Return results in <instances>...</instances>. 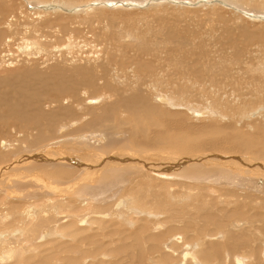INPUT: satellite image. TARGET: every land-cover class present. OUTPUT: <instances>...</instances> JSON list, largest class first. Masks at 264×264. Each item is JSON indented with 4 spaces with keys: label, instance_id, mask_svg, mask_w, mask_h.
Returning <instances> with one entry per match:
<instances>
[{
    "label": "bare ground",
    "instance_id": "bare-ground-1",
    "mask_svg": "<svg viewBox=\"0 0 264 264\" xmlns=\"http://www.w3.org/2000/svg\"><path fill=\"white\" fill-rule=\"evenodd\" d=\"M162 1L152 0L155 4ZM195 1L197 3L194 2V4L198 5L209 4L204 21H211L212 25L215 20L218 22L219 19L215 16L220 18V9L224 7L231 9V13L240 12L237 15L238 18L242 19L245 14L249 20L260 21L264 25V16H262L264 0ZM181 4L189 5L188 2H181ZM147 5V0H0V15L5 11V6L16 10L0 17V66L6 64L10 59L8 57H13L15 52L28 56L32 52L47 50L35 35L38 28L41 26L55 28L61 24L63 27L61 28L66 30V27L69 28V21L65 16L74 12L79 16V10H76L78 8H83L86 12L97 11L100 14L97 18H108L111 23L109 29L108 27L94 28L93 31H99L98 39L111 40L114 45L120 47L130 34L117 29L120 27L116 23L118 15L110 14L109 8L119 7V9L129 10L135 7L144 8ZM184 8L189 11L191 7ZM52 9L57 10L49 13ZM19 13L23 15V20ZM48 14H58L57 21L50 18L43 21ZM126 18L132 20L134 17L128 14ZM231 20L227 19L228 25ZM63 22H67L66 26ZM211 24L208 29H215L216 27ZM134 25L135 22L130 25L131 31ZM228 25H224L228 31L226 38L233 42V33L230 34L229 31L232 26ZM244 27L247 28V26ZM263 29L260 27L256 31L245 29L242 34L245 38H243L253 43L259 42L262 38L264 40ZM136 32L133 31L135 38H143L142 33L136 34ZM174 32H171V37L174 36ZM16 35L23 36L20 37L21 43L16 47L18 50L11 48ZM200 35L203 33L201 32ZM64 46L66 44L61 43L53 48L63 53ZM72 46L74 45L69 37L67 50H70ZM137 48L141 53H149L148 55L153 52L144 40H140ZM107 51L110 50L106 49ZM239 51L237 55H241L242 52ZM108 57L110 62L121 66L127 64H130V67L134 66L135 75L149 74L154 70L151 60L146 61L142 57H132V59L124 51L122 56L110 51ZM101 63L104 61L102 60ZM203 65L205 67V64ZM128 67L127 65L126 70ZM108 68L109 66L103 64H91V66L76 67L72 71L61 68L58 72L45 75L33 70L35 68L32 67L28 68L30 69L28 70L29 78H26L23 73L18 75L19 80L22 77L25 81L38 79L43 86H49L51 82H54V86L50 88L53 91L51 98L63 95L73 97L76 91L80 92L81 89L86 88L85 94L92 91V95L87 97L88 99H83V102L89 101L86 105L83 103L85 106L70 104L60 108L64 106L61 104L59 110L43 112L42 105L39 106L41 103H38L37 106L33 105L31 113L34 115L31 116L21 108L22 102L8 104L6 93L0 89V104L6 103L11 107L8 113H0L2 114L0 125L7 126L13 119L12 122L17 121L19 128L23 129L35 124L38 127L36 129L39 130L34 136L30 133L28 137L12 139L8 134L5 139H0V146H5L4 151L0 150V164L14 160V154L18 152L16 145L26 147L28 144L26 148L41 145L37 147L38 149L32 150L35 156L40 157L45 156L44 153L51 149L59 148L57 145L60 142L67 143L68 139H71V144L72 139L76 142L80 138L90 139L91 153H94L96 149L94 154L98 157L89 159V157H83L84 155L70 154L71 146L74 145L72 144L69 148L70 153H67L66 149L67 161L62 157L58 160L63 161L52 160L48 155L51 160L43 159L46 162L52 161L53 163H50L52 167L42 162L39 163L42 164L41 166L34 167L41 169L45 176L37 173L38 177L27 174L17 177L16 172L15 174L13 172L12 175L17 177L14 180L27 187L20 186L23 188L22 193L15 194L13 190L10 189V191L2 182L0 183V264H124V257L127 255L133 260L125 264H157L155 262L170 264L174 259L178 260L179 264H228V261L232 264H264V235L250 236L253 228L259 229L253 225L252 219L260 215L264 220V212L252 213L247 207L248 200L256 203L257 196L253 194V191L259 194L260 200H264V133L252 128L253 130H246L245 136H242L238 131L244 129L236 126L238 122L236 125L233 122L236 116L240 115L243 120L251 112H259L260 116H264L263 112L258 111L260 108L258 105H264V81L260 80L261 76H264V60L256 67L260 69L258 73L260 77L250 79V90L255 93L256 96L253 95L257 98V102L252 100L254 97L240 104L228 102V99L224 101L223 96L217 93L218 90L208 88L209 93L214 92L211 95L214 106H211L209 102L210 108H196L195 103L192 106L193 99H184L186 90L184 86L175 96L170 94L165 97L161 92L152 94L154 90H157L154 83L147 85L151 90H144L148 88L145 87L146 84L141 78L135 85L126 83L122 85L117 75L107 76ZM184 68L183 66L180 70ZM249 69L253 70V68ZM55 76L62 78V80L58 78L61 83ZM211 83L214 84L213 81ZM25 84L26 82L18 83V89L21 90ZM131 90L133 91L130 92ZM35 94V99H28L27 104L39 102L42 95L46 93L35 92ZM100 95H104L106 102L109 99L108 105L101 107L102 105L96 104V97ZM172 105L180 109L177 108L174 111L171 109ZM84 109L87 111L84 112ZM176 113L182 118L178 119ZM42 117H45V121L40 123ZM206 118L212 123L202 127L195 125L196 123H190V120L203 121ZM222 119H226L227 122ZM246 124L259 128L264 126V120L250 121ZM65 130L67 131L63 132ZM75 133L77 134L74 136ZM17 134L21 135L18 131ZM52 139L56 140L55 143H52ZM84 144L85 142L75 146L83 147ZM85 145L86 148L90 146ZM80 148L77 149L78 151L74 148L73 152L81 153ZM53 154L57 156V152ZM165 154L176 160L175 168L171 167L172 165L166 167L163 163L158 164V158L166 157ZM152 155L155 156V161L153 158V160L150 159ZM16 159L15 161H18L20 158L16 157ZM2 166H0V172L5 169ZM9 176L8 174L7 177L5 176L7 180ZM50 178L62 179V185L53 183ZM60 185L64 187L60 188ZM236 203L245 204L229 208ZM220 205L225 206L220 207ZM215 209H217L216 212H213ZM161 214L165 216L161 217ZM246 216L250 218L246 220ZM199 219L214 221V225L207 228L196 225ZM246 223H249L247 234L245 233ZM184 230L185 234L182 233ZM187 231L192 235L190 240H188ZM169 237L168 242H165ZM128 241L129 244H127ZM255 241L261 243L258 255L252 252L254 249L252 244ZM44 245L50 247L47 246L43 251H38V248ZM53 246L57 250H54ZM133 246L137 248L132 249ZM183 248L184 252L183 250L181 252ZM238 248L249 250L242 252L243 258H241L240 255L235 254ZM136 253L140 255L138 262L134 260Z\"/></svg>",
    "mask_w": 264,
    "mask_h": 264
},
{
    "label": "rangeland",
    "instance_id": "rangeland-1",
    "mask_svg": "<svg viewBox=\"0 0 264 264\" xmlns=\"http://www.w3.org/2000/svg\"><path fill=\"white\" fill-rule=\"evenodd\" d=\"M148 1L149 0H147V4L149 6L147 5L146 7L140 8V9H138V7H135L134 9L131 8L129 10H127V8H120L119 9V7L109 8L110 14L118 15V18H117L118 21L116 19V23L118 26L120 25V27H118L117 29H122V30L128 32V35L130 34L128 37H126L124 39L122 46H120L122 49L120 47L114 45L111 42V40L108 41V40H104L102 38L98 39L97 34L99 33V31L94 32L93 29L94 28L95 29H98V28L106 29L105 27H108L107 29H109L110 28L109 26L111 25V23H110V20L108 18H97V16H100V14H98L97 11L86 12V11H83V8L82 9L78 8L76 10L77 11L79 10L78 11L79 16H77V13H75V12H74V14H69V16H65V14H64L66 19L69 21L68 22L69 28L66 27V30L62 29L63 27L61 24H58V27H55V28L46 27V26L39 27L38 31L35 33V35L40 41H42L41 44L44 45L47 50L40 51V52L39 51L38 52H32L33 55L31 54L28 56L26 54H23L20 52H15L13 57L12 56L8 57V59L10 58L9 59L10 61L7 60L6 64H4L3 66H0V84H1L0 89L3 92H5L7 95V103L11 104L13 102H18V103L22 102L20 105H22V104L23 105H22V107L21 106L20 107L24 110V112L28 113L31 116L34 115L31 113V110L34 108L35 105L37 106L38 103H41V104H39V106L42 105L41 107L44 110L43 112H52V111H55L54 109L59 110L60 108H62V107L65 108V107H67V105H70V104L71 105L72 104L73 105H77V104L82 105L84 103L86 105L89 103V101L87 102L84 100V102H83V99H85V98L88 99L87 97H91V95H92L91 94L92 91H88L87 95L85 94L86 88L81 89L80 92L76 91L73 97H70L68 95L66 97H64V95L61 97H55L54 96V98L56 99L55 100L54 98H51V96L53 97V91H52V89H50L54 86V82H51L49 84V86L50 85H52V86L49 87V86H43L42 82L38 81V79H31V80L26 79V81H25L23 77H22L23 79L20 77L22 79V82H21V79L19 80L17 78H19V76H18V75H20L19 73H23L24 76L27 78L29 76L28 70H30L28 68H32V67L35 68L33 70H37L39 72H42L45 75H51L52 72L53 73L58 72L59 70H61V68L72 71L76 67L86 66V65L91 66V64H97V65L103 64L104 66H109V68L106 72L107 76L112 77L114 74L117 75L120 78L121 84L126 83L129 85H135V84H137V82L141 78L144 80V83L146 84V85L144 84L145 87L148 88V89H144V90H151L149 87H147V85L154 83V85H156L157 90L156 91L154 90V92L152 94H154L155 92L156 93L161 92V94H163V96L165 95V97L167 95H170V94L175 96V95H177L176 94L177 91L181 90V88L184 86L186 89L184 99L185 98L188 100L193 99L191 104L193 106L194 105L193 103H195L194 107H196V108H198V107L210 108V107H208L209 102H210L211 106H214V104H213L214 101H213L212 96H211L214 94V92L209 93L207 91L208 88H209V90H213V89L218 90L217 93L219 95L223 96L224 101H226L228 99L229 100L228 102H232V103H236V104H240L241 102L243 103L244 101L254 97L255 93L250 90V88H251L250 87V79L251 78L257 79L258 77H260L258 75V73L260 72L259 71L260 69L256 68V67L258 64H260L264 60V58H262V57H264L263 56L264 55V43H263L264 40L262 38L259 40V42H256V43L248 42V41H245V39H244L245 37L242 34H243V30H245V29H248L249 31H251V30L256 31V30H258L259 27L261 29H263L264 25L261 24L262 22L249 20V18H247L248 16H245V14H243L242 19H241V17L238 18L237 15L240 12L231 13L232 12L231 9H230L231 10L230 11L228 9V7L227 8L224 7V9H220V15H221L220 18L218 16H215L217 19H219L218 22H216V20H215L213 22L214 24L212 25L211 21H209L210 23L207 22V20L204 21L205 20L204 18L206 17V12L209 10L208 9L209 4H199V5L194 4V2L197 3L195 0H163L162 2H159V3L157 2L156 4L154 2H152V0L149 1V3H148ZM172 1H175L176 3L172 2ZM122 2H124V1H122ZM181 2L182 3L188 2L189 5H182ZM226 2H228V1H226ZM53 4L58 5L56 3H53ZM84 4H86V3H84ZM66 6H68V5H66ZM69 6H72V5H69ZM149 7H151V8H149ZM184 7H191V8L189 11H186ZM192 8H194V9L192 10ZM53 10L56 11L57 9L49 10V11H52L49 13H53ZM12 11H16V10H13L12 8H10L8 6H5V11L2 13V15H0V17H4L3 15H5V16L8 15ZM128 14H132L134 18L132 20H128L126 18V15H128ZM259 14H261V13H259ZM18 15L21 16L22 20L24 19L23 15H20V13ZM57 15L58 14H51V15L48 14L43 19V21L46 20V18H50L56 22L57 21ZM262 16H264V14ZM70 17L72 19H70ZM30 18H33V16H30ZM228 18L232 19L229 22V24L232 26V28L229 29V31H230V34L233 33L232 36L234 37V41H233L234 43L226 38L228 36V31L226 30V27L224 25L225 24L228 25V23H227ZM134 22H135V25H134L135 29L133 28L131 31V29H129V27ZM175 22H176V25H175ZM66 24H67V22H63V25L66 26ZM210 24L212 26H215L217 29L215 28V29L209 30ZM252 24H255V25H252ZM256 24H258V26ZM259 24H261L262 26ZM230 25H228V26L231 27ZM244 26H247V28ZM180 27H181V29H180ZM113 28L116 29L115 27H113ZM136 28H137V30H136ZM134 30L139 32V33H142L143 38H137V37L135 38L133 36ZM146 31L148 33H146ZM196 31H198V32H196ZM263 31H264V29H263ZM137 32H136V34H138ZM160 32H161V34H160ZM171 32H174L173 37H171V35H170ZM201 32L203 33V35H200ZM210 32L211 33L213 32V34L211 35ZM42 34H45V35H42ZM159 34L161 37L158 36ZM20 37H23V36L22 35H16L15 36L14 44H13V46H11V48H13L14 50H18V48H16V47L19 46V43H21V41H22L20 39ZM69 37H71V42H72V45H74V46L69 48L70 50H67L68 49L67 43L69 42ZM128 38H129V41H127ZM132 38H134V39H132ZM130 39H132V40H130ZM243 39H244V41H243ZM140 40H144L145 44H147L149 47H151L153 49L152 54L148 55L149 53L148 54L144 53V52L141 53L138 50L137 46L140 43ZM247 42H248V44H247ZM17 43H18V45H17ZM61 43L66 44V46H64L65 47L64 49L67 51L64 50L65 52L62 51L63 53H59L61 51H56L53 48L56 45H59ZM244 44L247 47L242 46ZM231 45H232V47H231ZM233 46L234 47L236 46V47L234 48ZM175 47H177V48H175ZM156 48H158V49L155 50ZM241 48H243V49L241 51H239V49H241ZM106 49H109L112 53H115L116 55L118 54V56H122V52L124 51L128 57H131V58L132 57L133 58L134 57H142L146 61L151 60V64H153L154 70L152 73H149V74L141 73L139 75H135L134 70H133L134 66L130 67V64H127L129 67L126 70L127 65L121 66L120 64L110 62L109 57H108L110 51L106 52ZM234 49H236V51ZM52 50H55V51H52ZM238 51L242 52L241 55H237ZM55 52H57V53H55ZM201 53L203 55H201ZM193 55H194V57H193ZM189 57L191 58V60ZM102 60L104 61V63H101ZM174 62L176 63V65ZM192 62H193V65H192ZM254 62H256V63H254ZM179 64H181V65H179ZM203 64H205V67L208 69V71L204 67ZM169 66H172V67H169ZM183 66L185 67L184 68L185 71H184V69L180 70V68H183ZM199 67H201V68H199ZM224 67H226L225 69L227 71L225 69H223ZM202 68H203V70H202ZM249 68H253V70H251ZM203 72H204V74H203ZM205 72H207V73H205ZM194 73H199V74H194ZM201 74H202V76H201ZM132 76H133V78H132ZM180 76H182V77H180ZM202 77H203V79H202ZM261 77L262 78L260 80L264 81L263 80L264 76H261ZM2 78H3V80H2ZM55 78L57 79L58 82H60L58 79L60 77L55 76ZM211 78H212V81L214 82L213 85L211 83L212 82ZM16 79H17L18 83L26 82V84L23 85V88L21 90L18 89V83L16 84ZM60 79L62 80V78H60ZM9 82H11L12 84ZM5 83H6V85H5ZM15 84L17 86V91L15 88ZM184 84H186V85H184ZM177 85H178V87L176 88ZM132 91L133 90H131L130 92H132ZM35 92H37L38 94H43V93H46V94L42 95V98L39 102H32V104L31 103L27 104L26 101L28 99H32V100L35 99V95H36ZM115 93H117L119 96L121 95V93H119V92H115ZM22 95L24 98L21 97ZM100 96L96 97L97 98L96 104L102 105L101 107L108 105L107 102L109 101V99L106 102V100L104 99L105 98L104 95H100ZM223 100H222V102H224ZM252 100H256V102H257V98H255V97L252 98ZM153 102L155 103L156 101H153ZM8 104H6V103L0 104V113H2V114H5V112L8 113V109L11 108ZM61 104H63L64 106H61ZM93 104H95V103H93ZM198 105H200V106H198ZM258 106H260L258 111L264 113V107H262L264 105L259 104ZM163 108L166 109V107H163ZM177 108L180 109L178 106L174 107L172 105V107H171V109L174 111H176ZM167 109L169 110L170 108H167ZM182 109H186V108L182 107ZM86 111H87V109H84V112H86ZM2 114H0V115H2ZM176 115H177L178 119L182 118L181 115H179L177 113H176ZM64 118H65V116L63 117V119ZM226 119H227V117H226ZM226 119L225 120L222 119V120L226 121ZM255 120H257V121H255ZM263 120H264V116H260L259 112L258 113H252L251 112V114H249V116L247 118H244L243 120H241L240 115L236 116L233 119V122H235V125L238 122L237 123L238 125H236V126L244 129L242 131H238V133L242 136H245V131L248 129L253 130L252 128L256 129L257 131H261L262 133H264V126H261L259 128H255L256 126L251 127L249 124H246V123H249L250 121L251 122H260ZM12 121H13V119L11 120V122H9V124H7V126L0 125V127H1L0 128L1 129L0 130V139L1 140L5 139L8 134H10L12 139L15 137H17L19 139V138H24L23 136L28 137L30 135V133H32L34 136L37 134V132H39V130L36 129L38 127L35 124H31L28 127L22 129V128H19L17 121H16V123L12 122ZM44 121H45V117H42L40 119V123H42ZM210 121L211 120H209V119L207 120V118H206V120H203V121H199V120H197V121L192 120L191 121L190 120V123H192V124L196 123L195 125L202 127V126H206V125H209L210 123H212ZM227 121H228V119H227ZM12 123L14 124V126ZM222 123H225V122H222ZM34 126H36L35 129H34ZM2 130H4V131H2ZM17 131H18V133L20 132L21 135L17 134ZM66 131L67 130H65L63 132H66ZM76 134L77 133H75L74 136ZM15 135H17V136H15ZM71 137H73V135ZM58 140H60V139H58ZM83 140H85L84 141L85 144L90 145V146H88L90 148L87 147L89 150L86 148L85 144L83 145V147L85 146L84 148H86V149H84L81 146H80L81 148L80 147L76 148L77 146L81 145V143L82 144L84 143ZM88 140L90 141L89 138L88 139L80 138V140H77L76 142H74V139H72L73 143H71V144H70L71 139H68L69 142H67V143L66 142H60V143L57 142L59 144L58 145L56 144V145L59 148L54 149V150L51 149L48 152L44 153L45 156H40V157L35 156V154L32 152V150L38 149L39 148L38 146H41V145L32 146L29 148H26V147H28L27 146L28 144H26V147H22V145H19V146L16 145L15 147L18 150V152H16V154H14V156H15L14 160L12 162L6 161V163L4 162V163L0 164V166L3 165L2 167H5V169L7 168L6 170L4 169L0 172V175H1V173L3 174L5 172L3 174L4 176L3 175L0 176V178H1L0 183L2 182L4 187L6 186L9 190L10 189L13 190L14 191L13 193L19 194V193H22L21 190H23V188L20 186H24L25 188H27V187L25 184H23V183L21 184V183H18L17 181H15L14 178H17L19 176H24V174L36 177L37 173L45 176V173L41 169L34 168V167L41 166L42 164L41 165L39 164L41 162L44 164L48 163L50 167L53 166L52 164H50L52 161L46 162V161H44L43 158H45L47 160V159H49V157H51L52 160L57 159V161H63V160L67 161V158H65V157H66L67 153H70L71 151H72V153H70V154H73V155L74 154L75 155H82V156L84 155L83 157L86 156V157H89V159H90V157H91V159L92 158L93 159L98 158L94 154V153H96V149H95V152L93 150L94 153H91L90 149L92 147L91 146L92 142L91 141L88 142ZM52 141H50V142L55 143L56 140L52 139ZM18 142L19 141H17V143ZM65 143H66V145H65ZM67 144L69 145V147ZM72 144H74V145H72ZM63 145H65V147H67V148L62 147ZM75 145H77V146H75ZM70 146L72 147L71 148L72 150L69 149ZM3 147H5V146H3V145L0 146L1 151H4ZM61 147L64 148L65 150L67 149L68 152H67V150L65 151L64 149H63L64 150V152H63ZM74 148H75V150L80 148V151L82 149V152L80 153V152H77L78 150L77 151L74 150L75 151V153H74L73 152ZM13 150H15V148H13ZM69 150H71V151H69ZM19 151H21V152H19ZM22 151H24V152H22ZM87 151H89V152H87ZM56 152H57V156L55 154H53ZM58 152L60 154L59 156H58ZM27 155L29 157H27ZM48 155H49V157H48ZM91 155H93V157ZM153 155H152V157H150V159L155 158V156H153ZM16 157L20 158V159L18 161H15V160H17ZM61 157L63 158V160H61V159L58 160V158H61ZM162 157H159L160 159L158 158V164L163 163V165H165L166 167L168 165H169L168 167H170L172 165L171 167L175 168V166L177 165V162L173 157H171L169 155H166V157H163V158ZM51 158L49 160H51ZM155 159H154V161H155ZM31 160H33V161H31ZM16 162H18V164ZM32 162L36 163V164H33ZM213 162H215V161H213ZM23 164H25L26 166L25 165L22 166ZM9 165H10V167H8ZM17 168L19 171L17 170ZM33 169H35V170H33ZM13 172H14V174L16 172L15 175L17 177H15V175H12ZM9 173H10L11 177L9 176ZM7 174L9 176L8 180L6 179ZM12 176H13V179H12ZM50 179L52 180L53 183H56V184L61 183V185H62V179H57V180L56 179L54 180L52 178H50ZM0 186H1V184H0ZM57 187H59V185H57ZM62 187H64V186H61L60 188H62ZM253 194L257 196L256 203L248 200L247 202H249L251 204L246 202L248 204L247 207H248V209H250V211L252 213L262 214V212H264V200L261 199L262 200L261 201L258 198L259 194L256 191H253ZM243 204H245V203H236L234 205H231L229 208H234L235 206H239V205H243ZM250 205H251V207H250ZM223 206H225V205H220V207H223ZM216 210L217 209L213 210V212H216ZM160 216L163 217L165 215L161 214ZM259 216L260 215H257L256 218L252 219V220H254L253 225H255L256 228H259V229L253 228V232H255V233L252 232L250 234V236H252L254 234L257 237L261 234L264 235V223H263L264 220L261 216L260 217ZM249 218L246 216V220ZM213 222L214 221H210L207 219H201V220L199 219V221L196 222L197 223L196 225L204 226L205 228H207V227H212L214 225ZM182 224H183V222H182ZM246 228H247V231L245 233L247 234L248 230H249V223H246ZM182 233L185 234V230ZM187 234L189 235L188 240H190L192 235L188 231H187ZM108 238H110V237H108ZM105 239H107V238H105ZM169 239H170V237L167 238L165 242H168ZM127 244H129V241L127 242ZM260 244L261 243L256 242V241L252 244V247L254 248L253 249L254 251L252 250V252L255 255H258L260 253V251H259ZM47 246H49V245H44V246L39 247L38 251H43ZM189 246L191 247V244ZM133 247H132V249H135V247L137 248V246H133ZM53 248H54V250H57L54 246H53ZM182 250L184 252V248L181 249V252H182ZM248 250L249 249L238 248L236 250L235 254L237 256L240 255V257L243 258L241 253L244 251H248ZM193 254H194V252H193ZM134 255L136 256L134 259L135 262H138V259L140 256L139 253H136ZM56 256H58V255H56ZM155 256L156 255L154 254V257ZM160 257H163V256H160ZM130 260H133L131 256L127 255L124 257L125 263L130 262ZM155 263L158 264V262H155ZM175 263L179 264L178 260L174 259L171 261L170 264H175ZM165 264H169V263H165ZM228 264H232L231 261H228Z\"/></svg>",
    "mask_w": 264,
    "mask_h": 264
}]
</instances>
